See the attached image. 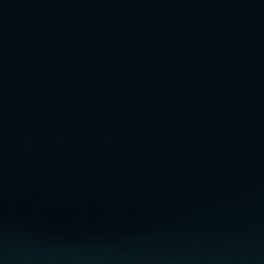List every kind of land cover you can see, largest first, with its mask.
Returning <instances> with one entry per match:
<instances>
[{
  "label": "water",
  "instance_id": "water-1",
  "mask_svg": "<svg viewBox=\"0 0 264 264\" xmlns=\"http://www.w3.org/2000/svg\"><path fill=\"white\" fill-rule=\"evenodd\" d=\"M0 264H264V0H0Z\"/></svg>",
  "mask_w": 264,
  "mask_h": 264
}]
</instances>
